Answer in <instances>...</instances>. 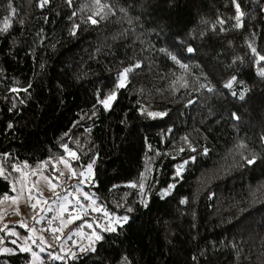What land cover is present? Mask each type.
I'll return each instance as SVG.
<instances>
[{
    "label": "trees",
    "instance_id": "obj_1",
    "mask_svg": "<svg viewBox=\"0 0 264 264\" xmlns=\"http://www.w3.org/2000/svg\"><path fill=\"white\" fill-rule=\"evenodd\" d=\"M101 3L0 0V198L18 168L92 163L95 205L128 220L47 264H264V0Z\"/></svg>",
    "mask_w": 264,
    "mask_h": 264
},
{
    "label": "rangeland",
    "instance_id": "obj_2",
    "mask_svg": "<svg viewBox=\"0 0 264 264\" xmlns=\"http://www.w3.org/2000/svg\"><path fill=\"white\" fill-rule=\"evenodd\" d=\"M62 161H67L71 165L69 159H61L54 165L55 169L51 177L44 174L43 168L28 169L26 166L22 169L18 168L21 178L12 183L11 195L0 198V231L10 242V246L5 245L1 248L0 254L28 253L30 255L28 264L68 261L73 258V253L77 255L79 252L93 249L100 240L96 237L101 233L114 231L125 223H116L118 218L105 216V211L93 203L96 199L88 189L93 170L90 174L87 168L81 170L85 173V177H80L81 171L75 170L76 176L69 179L72 173ZM60 171L64 172V176L60 177L59 181L51 179L59 176ZM65 195H68L67 200L63 199ZM32 205L36 207L33 208ZM79 205L84 207L80 208ZM49 206L51 211H47ZM69 214L73 218H80L67 223ZM53 217L56 219L53 220L51 227L60 228L55 234L51 232L48 224ZM37 220L40 222L37 223ZM89 224L92 226L88 227ZM33 228L36 231H32ZM54 236L59 239H55ZM41 238L44 243H41ZM5 248L10 251L5 252ZM21 248L28 250L21 251ZM41 248L44 250L41 251ZM53 257H62V259H53Z\"/></svg>",
    "mask_w": 264,
    "mask_h": 264
},
{
    "label": "snow or ice",
    "instance_id": "obj_3",
    "mask_svg": "<svg viewBox=\"0 0 264 264\" xmlns=\"http://www.w3.org/2000/svg\"><path fill=\"white\" fill-rule=\"evenodd\" d=\"M46 2H47V0H42V5H43V3H46ZM68 2L71 3V0H68ZM95 3H96V5L98 6V9H102V8L104 7V5L101 3V0H95ZM9 7H11V5H9ZM236 9H237V13H238V15L235 17V19H236V21H237V26L239 27V26H240V18H241V15H242V13H240V6H239V4L236 5ZM97 14H99V13H97ZM101 18H103V17H101ZM90 19H91V18H90ZM91 22H92L93 24L98 23V21H97L96 19H91ZM76 27H79V26L77 25ZM73 34H75V31H73ZM188 51H189V52H192L193 49H192V48H188ZM252 51H253V53H255V52H256V49L253 48ZM173 59L175 60L176 58L173 57ZM260 60L264 61V56H261V57H260ZM139 66H140V65L137 64L135 67H139ZM182 67H183V65H182ZM132 70H133L132 68H125V69H124L123 73H121V76H120V78H119V79H120V84L118 85V87H124V78H125V75H126L127 73L131 72ZM260 75H261V76H264V69L261 70ZM234 82H235V78H233V80H229V81L224 85V87L227 88V89H232V88H233V84H234ZM210 90H211V89H210ZM13 91H16V89H13ZM24 91H27V89H24ZM233 95H236V93L233 92ZM114 99H115V93L110 94V95L108 96L107 99H105V100L102 101L104 107L107 109V108L109 107V103H110V101H111V100H114ZM241 99H243V96H241ZM148 115H149L150 117H152V118H156V117H162V116L166 115V113H162V112H149ZM234 115H235V114H234ZM235 118L238 119L239 117L236 116ZM65 151L68 152L69 155H70L71 157H74V158H75V157L77 156V154H76L75 152L70 151L69 149H67V147L65 148ZM193 151H195V149H193ZM206 152H207V150H205V154H206ZM255 159H256V158H255L254 156H253V157H249V158L247 159V163H248V164H253V163H255ZM192 160L194 161L195 158L193 157ZM62 162L65 164V167L68 168L69 171L72 173V176H70L69 179H71L72 177L76 176L75 169H73V168L71 167V165H70L67 161H62ZM185 164H187V161H185L184 164H181L180 166H178V168H177V170H176V175H177L178 177L182 175V169L184 168ZM86 168H87V172L90 174V173L92 172V170H93V164H92V163L87 164ZM62 176H64V172H63V171H60L59 176H57V177H53V178H51V179H55V180L59 181L60 177H62ZM79 176H80V177H85V173H84L83 171H81V172L79 173ZM51 179H49V183H51ZM81 182H83V181H81ZM55 186H56V185H53V187H55ZM73 187H76V186H73ZM132 187H136V185H132ZM139 187H140L141 190H143V188H144V184L141 183V184L139 185ZM174 188H175V185H174V184H173V185H170V186H169V189H168V192H170V191H171L172 189H174ZM77 190H79V189L77 188ZM65 191H67V190H65ZM63 199H64V200H67V199H68V195H65V196L63 197ZM85 199H87V197H85ZM186 202H187V201H185V200H182V201H181V203H186ZM45 203H47V201H45ZM93 203H95V201H93ZM32 207L35 208L36 205H32ZM79 207H80V208H83L84 206H83V205H79ZM95 210H99V209H95ZM42 211H43V210H42ZM47 211H51V207H50V206H49V208L47 209ZM129 211H131V209H129ZM85 214H87L86 211H85ZM104 215H105V216H108L109 213H107V212L105 211V212H104ZM79 218H80V217H75V218H73V217L71 216V214H69V219H68L67 223H71L73 219H79ZM41 219H42V217H41ZM55 219H56V217H53L52 219H50V220L48 221V224H49L50 227H51V225H52L53 220H55ZM127 220H128V217L125 216V217L122 218V220L117 219L116 223L126 222ZM39 222H40V220H37V223H39ZM22 226H23V225H22ZM91 226H92L91 224L88 225V227H91ZM31 230H32V231H36V229H34V228L31 229ZM43 230H44V229H42V231H43ZM109 230H114V229H109ZM58 231H60V228H57V227H51V232H52L53 234H55V233L58 232ZM13 235H15V233H13ZM54 238H55V239H59V237H56V236H54ZM69 238H70V237H69ZM96 239H100V236H97ZM13 243H15V241H13ZM41 243H44L43 238H41ZM27 250H28V249H26V248H21V251H27ZM43 250H44V249L41 248V251H43ZM4 251H5V252H8V251H10V250L7 249V248H5ZM33 255H35V253H33ZM72 255H73V257H74V256H75V253H73ZM53 259H62V257H53Z\"/></svg>",
    "mask_w": 264,
    "mask_h": 264
}]
</instances>
